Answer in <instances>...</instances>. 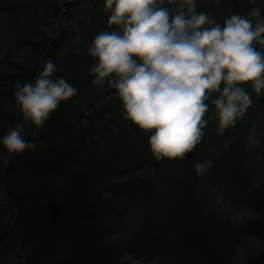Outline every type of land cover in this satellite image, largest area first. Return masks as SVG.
<instances>
[{
  "label": "trees",
  "instance_id": "1",
  "mask_svg": "<svg viewBox=\"0 0 264 264\" xmlns=\"http://www.w3.org/2000/svg\"><path fill=\"white\" fill-rule=\"evenodd\" d=\"M196 6L221 25L227 17L246 15L256 7L264 17V0H196ZM103 7L104 0H0V139L20 124L24 139L36 144L11 156L6 166L9 157L0 148V264H128V256L160 251L158 231L163 227L156 216L142 213L133 224L126 206L112 199L113 181L137 169L151 170L147 184L168 159L156 160L148 134L123 121L121 104L107 81L92 84L89 68L95 61L87 49L101 30H113ZM48 19L57 27L51 37L39 30ZM22 43L32 49L27 65L15 59ZM48 60L57 66L52 79L63 77L77 93L37 130L20 115L13 85L34 83ZM259 100L264 97L255 94L226 135L238 134L237 140L246 136L262 111ZM10 108L18 111L11 113ZM173 182L185 186L181 179ZM257 193L262 208L243 231L257 237L262 248L238 264H264V191ZM219 258L223 264H236L223 260L224 255Z\"/></svg>",
  "mask_w": 264,
  "mask_h": 264
},
{
  "label": "clouds",
  "instance_id": "2",
  "mask_svg": "<svg viewBox=\"0 0 264 264\" xmlns=\"http://www.w3.org/2000/svg\"><path fill=\"white\" fill-rule=\"evenodd\" d=\"M103 10L113 30H101L87 49L95 61L92 84L107 81L115 89L123 121L148 134L156 160L184 159L195 150L210 100L223 133L251 106L252 93L264 91V51L257 48H264V17L258 7L222 25L197 11L196 0H104ZM56 71L48 60L34 83L13 85L20 115L37 130L77 93L63 77L52 79ZM21 130L17 124L0 139L9 157L5 166L11 156L36 148ZM211 166L210 160L193 165L197 174Z\"/></svg>",
  "mask_w": 264,
  "mask_h": 264
},
{
  "label": "rangeland",
  "instance_id": "3",
  "mask_svg": "<svg viewBox=\"0 0 264 264\" xmlns=\"http://www.w3.org/2000/svg\"><path fill=\"white\" fill-rule=\"evenodd\" d=\"M25 1L30 0H22ZM41 3L37 2V8L41 9ZM40 25L39 30L46 37H51L57 28L49 19ZM257 48L264 51L260 46ZM0 50L4 48L0 46ZM31 50L22 43L15 53L16 61L27 65L32 59ZM258 95L264 97V91ZM208 103L205 116L208 123L201 143L193 152L184 159H168L161 165L158 177L147 184L151 170L138 169L111 183L112 199L126 206L133 224L139 222L142 213H149L163 227L158 231L162 238L158 244L160 251L136 258L128 256V264H214V260L216 264H223L220 255L225 256L223 260L238 264L262 248V242L245 233L243 228L262 208L257 203V189L264 191V100H259L262 111L250 122L241 140H237L238 134L226 135L228 129L220 132L214 105L211 100ZM225 141H228L227 148ZM232 141L235 143L231 144ZM209 160L211 168L197 174L194 163ZM242 160V166L237 167ZM140 178H145L142 184ZM175 179L185 181V186L181 188L173 182ZM138 183L141 185L133 187Z\"/></svg>",
  "mask_w": 264,
  "mask_h": 264
}]
</instances>
